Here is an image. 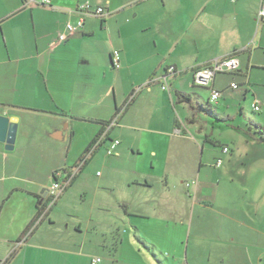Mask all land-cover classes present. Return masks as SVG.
Listing matches in <instances>:
<instances>
[{
  "label": "crops",
  "instance_id": "obj_1",
  "mask_svg": "<svg viewBox=\"0 0 264 264\" xmlns=\"http://www.w3.org/2000/svg\"><path fill=\"white\" fill-rule=\"evenodd\" d=\"M44 1L0 0V116L17 119L19 126L14 150L18 147L20 136L27 138L29 134L25 127L27 116L37 118L45 125L49 124L51 132L46 130V134L51 133L62 143H69L68 159L72 150L71 143L81 126H91L85 144L80 147L76 159L78 161L75 164L65 163L61 167L56 164L52 166L54 181H62L82 161L90 144L103 131L102 125L89 121L109 122L115 118L119 108L122 112L117 124L108 132V138L82 169L86 170L93 158L107 149L111 140H116L113 135L117 129L121 136L127 131L154 134L150 155L157 163H161L164 131L157 128L162 125V114L156 105L158 103L153 104L152 85L146 86L147 92L139 89L134 94L127 111L125 106L130 96L120 102L115 98L113 106L107 96L111 86L117 92L116 80L121 72L112 76L111 84L108 60L112 65V53L119 51L121 68L113 70L122 71L128 75V79L143 71L148 74L146 83L147 79L151 81L152 76H155L151 72L153 58H159L156 61L165 69L176 67L178 73L170 77L176 79L189 73L188 70L192 72L193 69L230 56L231 54L210 61L200 60L199 57L202 51L205 54L208 52V46L215 47V44H219V37L224 36L223 32L232 29L226 23L232 13V9L226 4L227 0H48L49 4ZM262 1L238 0L239 6L233 12L238 13L239 9L245 11L246 5L249 6L250 3H253V9H261ZM86 3L93 10L103 8V16H86L82 28H78L66 42L52 47L58 36L66 33L68 24L78 27L81 18L78 9ZM153 30L159 34L154 42L155 52L147 51L146 43L141 40L136 43L140 34ZM239 30L238 28L237 32ZM159 43H162L161 48ZM190 46L195 50L192 56L189 55ZM195 54L196 57L191 62ZM136 56H143L145 61L135 63ZM237 73H241L240 67L237 72L224 75ZM217 77L210 86L214 90ZM100 78L101 81L97 82ZM218 91L222 98V91ZM177 92L180 90L176 86L175 96ZM246 93H249V88ZM170 99L174 104L171 97ZM64 124L67 125L65 129ZM175 126H178L177 122ZM174 135L181 137L183 133L176 129ZM223 146H228L230 153L232 152V146ZM19 160V157L10 158L6 145L0 143V264H58L57 257L69 255L72 250L62 240L50 236L48 226L44 224L49 222L50 227L53 226L54 208L78 178L74 179L54 208L26 240L24 233L38 214V203L42 206L47 201L48 189L43 183L28 180L35 184L33 188L25 189L13 184L10 190V165ZM152 166L155 167L154 162ZM257 166L264 170L263 162L260 161L255 167ZM198 174L201 175L200 167ZM224 175L227 172L216 185L197 181L196 186H190L189 198L194 200L195 206L199 205L202 209L182 210L176 223L188 227L190 236L194 233L197 238L212 240V248L206 249L205 255L209 257L210 264H264V185H261L262 189L232 190L229 187L222 190V181L227 183ZM244 176L246 174L243 173L242 177L245 178ZM16 177L18 175L15 173L11 176L12 179ZM166 177L170 180L169 174ZM130 183L131 188L152 192L150 203H147L152 209L161 207L164 187L165 193H170L169 182L165 181L164 186V176H152L144 182L132 180ZM231 186H234L233 181ZM41 188L42 194L39 195ZM207 191V195H204ZM16 194H27L35 198L34 208L23 209L15 205L13 199ZM25 202L30 204L29 197ZM163 217L161 216L162 220ZM170 221L169 219V223ZM20 242H23L22 246L14 253V248ZM75 253L77 252H74V256H82L81 253ZM193 257L196 260L201 255L194 251Z\"/></svg>",
  "mask_w": 264,
  "mask_h": 264
},
{
  "label": "rangeland",
  "instance_id": "obj_2",
  "mask_svg": "<svg viewBox=\"0 0 264 264\" xmlns=\"http://www.w3.org/2000/svg\"><path fill=\"white\" fill-rule=\"evenodd\" d=\"M226 4L232 9L226 22L232 29L222 33L224 36L219 37V44L208 46V52L202 51L199 55L200 60L210 61L239 53L241 73L217 77L216 90L222 91V98L216 104L210 100L211 87L194 84L190 70L176 79L170 76L164 81L165 68L159 66L156 61L159 58H153L151 72L155 76L144 83L148 74L141 71L128 79L127 74L113 70L108 60L111 84L112 76L121 72L116 80L117 92L111 86L107 96L113 106L115 98L120 102L139 89L147 92L146 86L152 85L153 104L158 103L156 105L162 114V125L157 128L164 131V154L161 163L151 157L154 134L127 131L124 136H119L116 130L113 138L121 143L117 154L109 157L106 149L100 151L54 208L53 226L50 227L49 222L44 224L48 226L50 236L62 240L72 250L69 255L57 257L58 264H92L96 259H101V264H210L209 257L205 255L206 249L212 248V240L197 238L194 233L190 236L188 227L176 223L182 210L202 209L189 198V187L196 186L197 181L216 185L227 172L224 175L227 183L222 181L220 186L222 190L229 187L232 190L262 189L264 170L255 166L260 161L264 163V22L259 20L260 8L253 9V3L246 5L245 11L239 9L238 13L233 12L239 6L238 0H227ZM158 36L157 31H146L139 35L136 43L141 40L146 43L147 51L155 52L154 42ZM161 46L159 43V48ZM190 48L189 55L192 56L195 50L192 46ZM194 57L196 54L191 62ZM143 60V56H136L134 61ZM100 81L101 78L97 82ZM232 84H238L240 89L233 90ZM162 85L169 90L162 92ZM176 86L180 92L191 95L189 104H178ZM247 88L249 93H246ZM255 100L261 103L260 112L253 111ZM25 127L29 131L27 138L20 136L18 147L10 152V158L19 157L20 160L10 165L9 188L11 190L13 184L25 189L33 188L35 184L28 180H36L49 190L54 183L52 166L61 167L78 161L80 147L85 144L91 126H81L71 143L69 159V143H62L51 133L46 134V130L51 132L49 124L27 116ZM66 127L64 124L63 128ZM176 129L182 131L181 137L174 135ZM226 144L233 150L225 155L221 145ZM218 160L223 161L222 167H217ZM199 167L201 175L198 174ZM14 173L18 177L12 179ZM152 176H164V186L165 181L170 184V193H165L164 187V199L160 198L162 202L160 200L158 209L147 204L152 192L130 186L132 180L144 182ZM232 181L234 186H231ZM42 190L38 191L39 195ZM153 193L156 194L155 191ZM28 197L30 204L25 202ZM14 198L15 205L23 209H32L36 203L35 198L27 194H16ZM194 251L201 258L194 260ZM74 252L82 256H74Z\"/></svg>",
  "mask_w": 264,
  "mask_h": 264
},
{
  "label": "built area",
  "instance_id": "obj_3",
  "mask_svg": "<svg viewBox=\"0 0 264 264\" xmlns=\"http://www.w3.org/2000/svg\"><path fill=\"white\" fill-rule=\"evenodd\" d=\"M45 4H49L48 0L44 1ZM78 13L81 18L78 23V27H74L71 24H68L66 27V33H62L58 36V40L55 43H52V47L58 46L60 43L66 42L69 37L73 36L78 28H82L84 25V19L86 16H103L104 9L97 8L93 10L89 3L81 5L78 9ZM259 20L264 22V0L262 1V6L259 11ZM112 64L115 70H119L121 68V55L119 51H114L112 54ZM240 61L236 56H231L226 59H218L208 65H204L196 69L193 72V81L194 84H199L203 86H210L213 84L215 78L221 74L234 73L239 70ZM170 75L175 74V67H170L169 73ZM166 79L165 77H163ZM231 88L233 90H239L240 86L238 84H232ZM162 90H167L166 86L162 87ZM221 98V92L218 90H213L211 95V102L215 103L219 101ZM253 111L260 112L261 111V103L258 100H255L253 104ZM118 119V118H117ZM117 119L107 128V131L99 138L97 143L92 147L91 151L82 159V161L73 168L68 175L62 181H56L53 183L52 187L48 190V202L46 209L43 214L40 216L39 221L43 220L51 210V208L58 202L62 194L70 187L76 176L79 174L81 169L85 166L86 162L91 158L93 153L100 147V145L106 140V136L108 132L117 124ZM120 145L118 140H111L108 148L106 149L107 156H114L117 154V149ZM223 154H228L230 152V148L228 146L223 147ZM223 164L222 160H218L217 167H221ZM100 175V174H98ZM194 184V183H193ZM23 242H20L16 245L13 252H16L21 246ZM92 264H101V259H96L92 261Z\"/></svg>",
  "mask_w": 264,
  "mask_h": 264
},
{
  "label": "trees",
  "instance_id": "obj_4",
  "mask_svg": "<svg viewBox=\"0 0 264 264\" xmlns=\"http://www.w3.org/2000/svg\"><path fill=\"white\" fill-rule=\"evenodd\" d=\"M113 54V53H112ZM231 56H237V52H234V53H232L230 56H227V57H225V58H223V59H226V58H229V57H231ZM111 59H112V56H111ZM113 65V64H112ZM114 69V68H113ZM169 69H170V67H167L166 69H165V72H164V77L167 79L168 77H170V76H173V75H170V74H168L169 73ZM196 71V69H193L192 70V73L193 72H195ZM237 72V71H236ZM178 73V70L176 69V67H175V74L174 75H176ZM235 73V72H234ZM166 79H164L163 78V80L164 81H166ZM163 86H165V85H162V87ZM211 86V85H210ZM207 89V88H206ZM169 90V88L167 87V90H165L164 92H166V91H168ZM214 90V88H211L210 89V91L212 92ZM163 91V90H162ZM134 94H136V92H133L132 93V95L130 96V99H129V101H127V103H126V106H125V110L127 111V109L129 108V106L131 105V102L133 101V97H134ZM176 97H177V100H178V103L179 104H189L190 102H191V95H189V94H185V93H182V92H177L176 93ZM218 102V101H217ZM217 102H215V104L217 103ZM121 112H122V110H120L119 108L117 109V111H116V115H115V118L113 119V120H111V121H109V122H102V121H89V122H92V123H97V124H100V125H102L103 126V131H102V133H100V134H98V136H96V138L94 139V141L90 144V146H89V148L87 149V151H86V154H85V156L91 151V149H92V147L97 143V141L99 140V138L107 131V128L118 118H120V116H121ZM118 119H117V122H118ZM258 129L260 130H262V128L261 127H258ZM263 131H260V134H262L263 135V133H262ZM108 135V134H107ZM108 137L106 136V139H107ZM223 147H225V146H222L221 145V150L223 149ZM94 155H92L91 156V158L93 157ZM109 157H113V156H109ZM90 158V159H91ZM89 159V160H90ZM88 160V161H89ZM88 161L86 162V164L88 163ZM84 170L85 169H81V171L79 172V174L78 175H80V174H82L83 172H84ZM76 176V178H75V180H77V178H79V176ZM57 181V180H56ZM56 181H54V182H56ZM42 198V197H41ZM47 202H48V193H47V201L42 205V206H39V204L40 203H38V205H37V209H38V214H37V216H36V218L32 221V223L30 224V226L26 229V231H25V233H24V236L26 237V238H24V239H26L27 240V238L29 237V236H31L33 233H34V231L36 230V228L38 227V225L42 222V220H40L39 221V218H40V216L43 214V212H44V210L46 209V206H47ZM56 205V204H55ZM54 205V206H55ZM54 206L51 208V209H53L54 208ZM51 211V210H50ZM49 211V212H50ZM15 253V252H14ZM4 264H6V262L4 263Z\"/></svg>",
  "mask_w": 264,
  "mask_h": 264
},
{
  "label": "water",
  "instance_id": "obj_5",
  "mask_svg": "<svg viewBox=\"0 0 264 264\" xmlns=\"http://www.w3.org/2000/svg\"><path fill=\"white\" fill-rule=\"evenodd\" d=\"M18 126L16 118L0 116V143L5 144L9 152L14 151Z\"/></svg>",
  "mask_w": 264,
  "mask_h": 264
}]
</instances>
